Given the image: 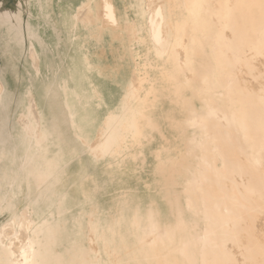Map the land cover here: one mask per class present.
Returning <instances> with one entry per match:
<instances>
[{
	"label": "bare ground",
	"instance_id": "6f19581e",
	"mask_svg": "<svg viewBox=\"0 0 264 264\" xmlns=\"http://www.w3.org/2000/svg\"><path fill=\"white\" fill-rule=\"evenodd\" d=\"M38 1L0 9V264H264V0Z\"/></svg>",
	"mask_w": 264,
	"mask_h": 264
},
{
	"label": "rangeland",
	"instance_id": "374dc122",
	"mask_svg": "<svg viewBox=\"0 0 264 264\" xmlns=\"http://www.w3.org/2000/svg\"><path fill=\"white\" fill-rule=\"evenodd\" d=\"M0 3H3L4 4L3 9H7V6L8 5H5L7 3L13 4L15 7L18 6V5H20L22 3L26 8L32 9L35 14H37V12H38V9H37L38 7H35L36 5H33V4H38V0H30V1H27V0H22V1H18V0H0ZM29 4H31V5L28 6ZM1 6L2 5H0V7ZM10 8H14V7L13 6H10ZM50 18L52 20L54 18V16L51 14ZM50 22H52V21H50ZM5 30H6V26H4V27L0 26V46H1V49H2V46H3V42L5 41V36H7ZM7 40H8V38H7ZM14 45H16V44L11 41V46H14ZM19 53H20V48H19V50H17V48H16L12 52V55L17 58V56H18ZM114 54H116V56H117L119 54V52L116 51ZM45 55H46V57L45 56L43 57V63L44 64H41V66L38 67V68H40V70H37L38 72H36V70H34V68L32 67V59L30 58V56L28 55V53L26 54V57H25L24 65L27 63V65L31 68V70H28V71H30L31 73H34V75L36 77L39 76V79H43V75L45 74L44 68L46 66V59L48 57L47 51H46V54ZM50 57H51V60H52L53 59V56L51 55ZM115 63H119V62L115 61ZM6 66H7V60H6ZM41 70H42V72H41ZM20 74L21 75L22 74L24 75V70L20 69ZM12 77L13 76L11 74V78L8 79V81L10 83V86L9 87L12 88V89H14V88L17 89L18 88V90H20V91H25V89H24V88H26V86H25V84H26L25 79H23L22 83L18 87H16L17 86L16 85L17 84V79L13 80ZM0 87H1L0 88V94L2 95L3 94V91H5V86H2L1 81H0ZM109 94L112 96V99H116L115 96H114V92L113 91L110 90L109 91ZM1 97L3 98L4 96H1ZM29 105H30V103H28V108H30V107L31 108H34L33 106H29ZM32 105H33V103H32ZM35 109L34 110L31 109L32 112H35ZM22 112L23 111L18 110V114L12 119V123H11V125L14 128L13 129V131H14L13 137H16V138H18L17 137L18 136V132L23 127V125L21 124V123H23L21 121V119H22L21 115L23 116V119H26V117L23 114H21ZM29 112L31 113V111H29ZM36 112L38 113V110L37 109H36ZM32 115L35 116V113L34 114L32 113ZM20 117H21V119H20ZM20 121H21V123H20ZM6 127H8V125L7 126L0 127V135L1 134L2 135H5L6 130H7V133H8V129H5ZM8 134H12V133L9 132ZM6 136H7V134H6ZM8 143L9 144H6L4 146H9L11 148V147H14V145L21 144L20 141H18L17 139H12V140H10V142L8 141ZM15 152L16 151L14 149H9L8 153L6 152L5 154H3L2 151H1V147H0V171H5V170L6 171L18 170L20 168L19 166H11L12 165V162H18V163L20 162V160L16 161L11 156H8L9 154L10 155L16 154ZM21 153H22L21 151H17V154L21 155ZM0 178L1 179H9L10 176L7 175V176L0 177ZM129 181H130V185L131 186H133L135 188L141 189V191H140L141 195L146 196L147 191H145L142 183H139L136 180H129ZM1 184H3V182H0V189H1ZM119 186H120V184H117L114 187H112L111 188L112 190L110 192V197L107 196V197L104 198V200L105 201H109L111 199V193L113 195L114 194H118L119 193V190H120V187ZM27 192L28 191H27V187L26 186H23V188L21 189V191L17 187H16V189H13V191H12V193L15 196H17L18 199L21 201L20 203L23 202L22 206L24 205L25 207H26V202L23 201V199H24L23 198V195L26 194ZM143 198H145V197H143ZM22 206L20 207L21 210H22V208H25V207H22ZM11 220H12V218L10 217V214H7V218L2 222L3 224H0V229L2 227H4L6 229V232L7 233H11L12 232V230L10 229V228H12V226H11ZM0 248H2L1 241H0Z\"/></svg>",
	"mask_w": 264,
	"mask_h": 264
},
{
	"label": "crops",
	"instance_id": "0c3cea01",
	"mask_svg": "<svg viewBox=\"0 0 264 264\" xmlns=\"http://www.w3.org/2000/svg\"><path fill=\"white\" fill-rule=\"evenodd\" d=\"M38 3H41V1H38ZM9 4L10 3L5 4V5H8L7 6V9L10 8V5ZM0 5H2L0 7V9H3L4 4L3 3H0ZM30 5L31 4H29L28 6H30ZM33 5H36L35 7L41 6V4H33ZM7 9H5V10H7ZM5 31H6L7 36H5V41L3 42L2 51L4 53V50L6 49L7 54H6V57H4V54H2V69L6 73V82L8 84V88H10L9 87L10 86V83H9L8 79L11 78V72H10V67H9V65H10V57H9L8 51H9L10 44H11V40H10L11 39V33L7 29ZM7 38H8V40H7ZM6 60H7V66H6Z\"/></svg>",
	"mask_w": 264,
	"mask_h": 264
}]
</instances>
